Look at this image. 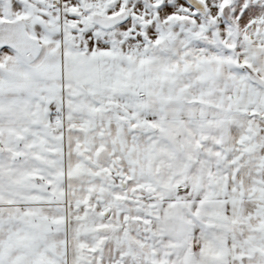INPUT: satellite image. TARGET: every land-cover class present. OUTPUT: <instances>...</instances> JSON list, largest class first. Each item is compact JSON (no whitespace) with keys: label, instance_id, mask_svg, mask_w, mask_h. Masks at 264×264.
I'll list each match as a JSON object with an SVG mask.
<instances>
[{"label":"snow or ice","instance_id":"obj_1","mask_svg":"<svg viewBox=\"0 0 264 264\" xmlns=\"http://www.w3.org/2000/svg\"><path fill=\"white\" fill-rule=\"evenodd\" d=\"M0 264H264V0H0Z\"/></svg>","mask_w":264,"mask_h":264}]
</instances>
